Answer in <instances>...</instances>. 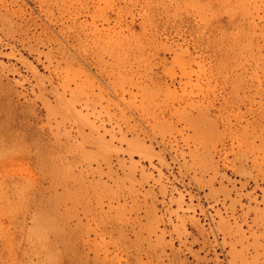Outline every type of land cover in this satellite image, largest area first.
Wrapping results in <instances>:
<instances>
[{
  "label": "rangeland",
  "instance_id": "374dc122",
  "mask_svg": "<svg viewBox=\"0 0 264 264\" xmlns=\"http://www.w3.org/2000/svg\"><path fill=\"white\" fill-rule=\"evenodd\" d=\"M0 264H264V0H0Z\"/></svg>",
  "mask_w": 264,
  "mask_h": 264
}]
</instances>
